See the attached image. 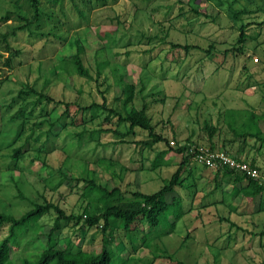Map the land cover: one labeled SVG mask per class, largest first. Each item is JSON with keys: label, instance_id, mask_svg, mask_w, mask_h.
Returning a JSON list of instances; mask_svg holds the SVG:
<instances>
[{"label": "rangeland", "instance_id": "rangeland-1", "mask_svg": "<svg viewBox=\"0 0 264 264\" xmlns=\"http://www.w3.org/2000/svg\"><path fill=\"white\" fill-rule=\"evenodd\" d=\"M239 3L250 8H258L259 5L264 8V0H240ZM239 3L237 7L240 6ZM193 4L207 9L212 17L198 16L191 9ZM42 6L51 17L45 16L39 22L40 27L37 28V24L33 27L34 30L46 33V36L35 39L21 32L14 44L24 49L27 62L14 70L10 67L0 70L2 110L27 82L36 84L40 90L49 91L56 99L79 101L82 105L90 104L94 98L101 101L97 82L81 77L69 67V70L61 69L58 77H54L46 87L44 85L53 65L63 56L75 51L74 44L78 35L85 40L88 55L84 58L85 67H91L93 75L96 73L94 57L97 51V60L99 58L108 62L105 73L111 84L107 92L110 102L113 103L115 96L122 93L126 83L132 81L140 87L142 80L146 82L144 93L149 94L147 99L153 122L157 124L158 132L171 140V144H176L172 143L175 140L184 142L194 135L199 144L209 146V135L204 129L207 119L218 124L220 114L226 108L264 109V27L259 39L247 41L246 53L232 49L241 46L237 43L239 29L226 10L211 0H65L63 4L42 0ZM78 8L83 10L81 15ZM181 8H184V14L179 17ZM7 11H11L12 15L0 26V34L23 24L19 14L30 17L33 15L28 0H0V14ZM259 11L260 19H264V9ZM85 13L87 16H84ZM248 19L251 18H245ZM52 32L67 40L62 42L51 35ZM250 33L257 34L258 30L255 28ZM100 37L104 39V44L107 43L104 49L101 48L104 44ZM110 41L117 43L108 45ZM213 42L214 46L210 47ZM172 43L190 44L192 47L189 51H175ZM0 51L5 56L9 54L4 43H0ZM0 67L3 68V65L0 64ZM159 92L166 94L164 100L163 94L153 96ZM137 104H141L140 95L137 96ZM119 105V102H114V106ZM0 124L1 127L4 125V131L7 130L10 135L9 143L15 135L17 125L3 123L1 118ZM95 126V123L90 124V128ZM58 129L62 130L61 126ZM80 129L72 126L55 136L48 145H54L57 151L48 154L44 152L45 145L42 143L45 136L38 142L34 140L37 133H40L37 129L32 137V144L43 148V154L37 157L36 151L32 150L29 156L20 161L22 170L15 169L10 160L12 147H7L8 143L6 147L0 146V212L20 217L35 207L36 203H45L46 200L59 204L68 214L81 211L83 201L80 190L83 182L77 186L64 183L56 189L48 184V179H58V169L68 156L64 151L66 145L70 143L74 149L80 147L77 139L72 140L74 133ZM30 132L31 129L28 130ZM226 134L229 136V133ZM146 136V132L138 129L137 135L128 136L127 139L138 140ZM95 138L84 143L81 151L70 156L67 160L69 169L64 166L67 167L66 173L75 177H95L104 185H118L126 191L142 189L144 192H154L170 178L183 158L182 155H177L171 166L135 172L127 167L131 157L137 158L138 155H133V146L127 144L118 148V152L122 150V155L108 168V161L96 163L98 154L103 157L107 153L96 144L99 140L109 142L118 137L106 134L99 140L97 136ZM88 139L89 136H86L84 141ZM111 150L110 145L108 152ZM43 158L50 167L43 164ZM262 159L264 161L263 153ZM194 165L199 168L196 169L198 172L202 171L201 164L193 161L192 166ZM262 169L264 170V162ZM214 175L213 171L211 176ZM183 192L184 208H189L194 200V211H189L180 219L171 234L166 233L170 228L168 222L160 227L150 228L147 233L151 238L150 246L141 244L142 235L131 244L123 229L111 227L108 230L107 234L113 235L109 245L113 254L112 264H123V258L129 251H132L133 258L124 264H148L152 260L154 264H175L179 261L184 264H254L264 260V236L256 235L253 238L252 234L264 230V211L254 212L258 202L250 203L240 197L235 199L239 214L231 212L229 206L220 202L205 207L204 216L201 213L200 218L195 214L200 213L198 210L203 202L222 197V192L206 199H203L205 191L202 190L195 199L193 191H189V194ZM221 216H231L232 220L246 230H237ZM50 222L48 215H45L24 226L14 244H21L22 247L13 251L11 260L6 264H21L23 256L34 258L32 254L45 248ZM80 226L81 224L62 222L58 231V246L65 247L70 238L75 246L98 249L103 243V230ZM3 236L5 233L0 234V241ZM124 244L127 248H124ZM138 245L135 251L134 247ZM164 254L171 256L174 261L164 259ZM158 255L162 256L155 260Z\"/></svg>", "mask_w": 264, "mask_h": 264}, {"label": "trees", "instance_id": "trees-1", "mask_svg": "<svg viewBox=\"0 0 264 264\" xmlns=\"http://www.w3.org/2000/svg\"><path fill=\"white\" fill-rule=\"evenodd\" d=\"M64 1L51 0V2L61 4ZM211 1L222 9H225L232 19L233 24L239 29L237 43L241 46L232 49L240 53H246L248 51L245 49L247 41L259 39L262 34L264 19H260L261 13L259 10H263V6L259 5L258 8H250L246 4H240V0ZM28 2L33 13L32 17L19 14L23 20V24L0 34V43L5 44V49L9 53L5 56L0 51V64L3 65V68L0 67V70H5V67H10L14 70L27 62L26 58H24L26 54L24 49L14 44V41L19 39L21 32L27 33L35 39L46 36V33L34 30L33 26L37 24L36 27H40L41 24L39 22L45 16L51 17V14L42 6V0H28ZM237 3L240 6L237 7ZM181 9L182 11L179 17L184 14V8ZM191 9L198 16L204 15L206 17H212L211 13L207 9H202L200 5L195 6L193 4ZM78 11L79 14L83 13V10L79 8ZM11 15V11L0 14V26H3L9 20ZM84 16H87V13ZM245 18L251 19L245 20ZM255 28L258 30V33L252 35L250 31ZM50 34L62 42L67 40L54 32ZM100 38L102 42L104 39L102 37ZM84 41L78 35V39L74 44L75 51L70 55L63 56L62 59L53 65L50 70L51 74L49 78L47 77L44 85L46 87L53 81L54 77H58L61 74V69L69 70L70 68L81 77H86L97 82L101 94V101L94 98L90 104L82 105L79 101L56 99L49 91L40 90L36 84L27 82L13 96L5 109H0V118L3 123L17 125L15 135L8 143L10 135L7 130L4 131V125L1 127L0 124V146L6 147L8 143L7 147H12L9 157L13 165H15V169L19 170L23 169L19 166L20 161L24 160L27 155L29 156L32 150L36 151L37 157H41L43 154V148L35 147L32 144V137L37 129L40 130V133H37L38 135L34 140L38 142L45 136L42 143L45 145L44 152L48 154L57 151L54 145L51 147L48 145L50 141L53 142L55 136L61 135L63 130H68L72 126L76 129L81 128L80 131L74 133L72 138V140H78L80 147L74 149L70 143V146L66 145L64 151L68 156L63 161V165L58 169V176H56L58 179L52 177L48 179V184L53 189H56L64 183L69 182L77 186L83 182L84 184L80 190L83 201L81 204L82 209L78 213L72 212L68 214L59 204L46 200L45 203H36L35 207L20 217L0 212V234L2 233L4 235L5 233V236L0 241V264H6L7 261L11 260L13 251L19 248L21 249V244L17 246H14V244L15 238L23 227L28 225L32 220L36 221L45 215H48L51 221V228L47 233L48 241L45 244V248L32 254L31 256L34 258L23 256L21 264H112L113 254L109 245L113 235L107 234L108 230L111 227L123 229L125 235L132 242L131 244L142 235L141 244L150 246L151 242L149 240L151 238L147 235L150 228L160 227L163 223L168 222L170 228L166 233L171 234L178 221L189 211H194V200L191 201L192 203L189 208H184L185 194L183 191L188 192V194L189 191H193V199H195L194 197H196L200 190L205 191L203 199L210 198L216 193L222 192V197L220 198H213L214 200L208 201L207 203L202 200L204 202L198 210L200 213L195 214L200 218H202L201 213L204 216L203 209L205 207L220 202L229 206L231 212L238 213L239 208L234 201L239 197L240 199L248 200L250 203L258 202V206L254 212L264 211V170L262 166L258 163L256 156L250 158L249 156L244 157L242 150L236 153H232L231 150L232 142L235 138L243 139L245 144L255 140L256 142L253 144V147L256 146L257 150L264 147V119L262 120L264 118V109L260 108L258 110L256 107H250L244 110L226 108L224 112H221L218 124H214L210 119H207L204 126V129L209 135V146L211 148L225 150L239 159L248 161L261 171V176L255 178L228 167L212 169L198 162L194 158V153L189 151L192 144H199V140L195 139L194 135L189 136L184 142H177L175 140L176 144H171V140L168 137L158 132L157 124L153 122V118L149 112L150 102L147 99V95L149 94L144 93L146 82L144 83L143 80L140 87L132 81L126 83L123 86L122 93L115 96L113 103L110 102L107 92L110 90L111 84L108 83V76L105 73L108 62L100 60L99 58L97 60V55H99V51H97L94 57L96 73L93 75L91 67H85L84 58L88 57V55ZM110 43L114 45L117 41H110L108 45ZM258 44L260 45V43ZM106 45L107 43L101 45V48H106ZM213 46L214 42L211 43L210 47ZM191 47L192 45L190 44L172 43V49L175 51L182 49L189 51ZM121 78L124 79L122 76ZM160 94H163L162 99L164 100L166 98L164 92H159L153 96ZM138 95L141 98L140 106L137 104ZM155 99L158 98L155 97ZM114 102H119L120 105L114 106ZM94 123L96 126L90 128V124ZM59 126H61L62 130L58 129ZM225 127L229 130H226ZM29 129H31L30 133H28ZM138 129L146 132V138L138 140L127 139L128 136L137 135ZM229 131L235 134V138L227 136L226 133ZM106 134H111L113 137L117 136L118 138L109 142H101L99 139ZM86 136H89V139L84 141ZM96 136L99 140L96 144L98 148H102L103 151L107 152L103 157L98 154L96 163L108 161V168L120 159L122 150L118 152V148L127 144L133 146V155H138L137 158L131 157L129 167H127L129 170L131 169L135 172L153 171L162 167L171 166L174 157L177 155H182L183 158L170 178L166 179L160 189L154 192H144L142 189L126 191L118 185L112 187L108 184L104 185L95 177H75L66 173L65 169L69 166L67 165V160L70 156L75 152L81 151L83 148L82 145L90 140L96 139ZM19 141L21 142L17 144ZM110 145L112 146V150L108 152ZM193 161L202 165V168H200L202 171L198 172L196 169L199 170V168L195 165L192 166ZM42 162L50 167L45 158L42 159ZM65 165L67 167H64ZM101 169L103 168L101 167ZM222 169L224 171L221 175ZM213 171L215 175L212 177ZM191 187H193V190H191ZM221 218L228 220L237 230H246L237 221L232 220L231 216H221ZM62 222L66 224L72 222L74 225L81 224L80 227L82 228H101L104 232L102 245L98 249H89L83 246H75L73 240L68 238L65 247L58 246L60 242L58 231L61 229ZM5 230L7 232H4ZM252 234L253 238L256 235L263 237L264 230L258 233L252 232ZM229 237H232V235ZM138 247L139 245L134 247V250L136 251ZM124 248H127L125 244ZM161 256H156L155 260ZM162 257L164 259H170V262L172 260L171 256L165 254ZM132 258V251H129L123 258V264L128 260L131 261ZM150 263L154 264L153 260ZM175 264L184 263L179 261ZM254 264H264V260Z\"/></svg>", "mask_w": 264, "mask_h": 264}, {"label": "built area", "instance_id": "built-area-1", "mask_svg": "<svg viewBox=\"0 0 264 264\" xmlns=\"http://www.w3.org/2000/svg\"><path fill=\"white\" fill-rule=\"evenodd\" d=\"M175 143V141H172ZM191 153H194V158L210 168H230L244 172L252 177L259 178L261 171L250 164L248 161L239 159L225 150L213 149L210 146L203 144H192L189 148Z\"/></svg>", "mask_w": 264, "mask_h": 264}, {"label": "crops", "instance_id": "crops-1", "mask_svg": "<svg viewBox=\"0 0 264 264\" xmlns=\"http://www.w3.org/2000/svg\"><path fill=\"white\" fill-rule=\"evenodd\" d=\"M247 108H243L241 110H244ZM229 136H232L233 138H235V134H233L231 131L228 132ZM245 141L241 138L238 139H234L232 142V153H236L240 150H242V154L244 157L249 156L250 157H257L258 163L263 166V159H262V153L264 154V147H262L260 150L256 149V146L253 147V144H255V140L249 141L246 144L244 143ZM223 174V171H221V175Z\"/></svg>", "mask_w": 264, "mask_h": 264}]
</instances>
